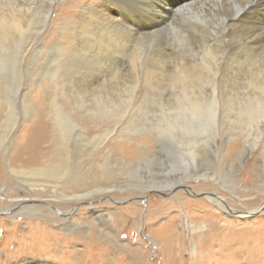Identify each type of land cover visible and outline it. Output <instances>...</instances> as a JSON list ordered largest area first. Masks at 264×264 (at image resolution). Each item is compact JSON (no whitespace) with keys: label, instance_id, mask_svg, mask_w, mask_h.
<instances>
[{"label":"rangeland","instance_id":"1","mask_svg":"<svg viewBox=\"0 0 264 264\" xmlns=\"http://www.w3.org/2000/svg\"><path fill=\"white\" fill-rule=\"evenodd\" d=\"M47 1L44 0L38 9L24 12L23 19L28 24L24 37L27 38L36 32L38 36L26 53L23 64L15 55L17 45L9 43L4 49L0 47V102L3 104L1 108H6L7 112L11 113L12 125L19 124L14 134L6 138L3 145L13 150L19 139H22L26 125L39 113L52 124V103L58 102L77 124L69 129L71 145L84 144L79 134L84 133V128L91 129L93 139L85 146L90 149L104 147L105 154L111 157L112 164L109 167L118 171L116 180L106 183L105 192L93 194L92 200L87 202L80 203L71 195L65 199L67 204L61 206L59 200L52 196L39 193L33 197L37 204L57 209L58 215H62L63 211L76 212L73 220L80 224V232L85 237L83 241L68 245L66 250H75L80 256L84 255L83 264H191V259L194 264H264V124L262 132L255 128L247 129L242 123L234 122L236 120L233 116L237 108L232 110L234 113L226 110L225 117H220L218 125L212 130L214 133H209L208 141L198 143L196 148L201 150V154L204 152L205 157L210 155L209 159L206 162L203 159L201 161V158L193 160L188 152L192 147L187 143L183 145L173 142L168 134H163L166 132L162 129L166 128V121H162L161 105L169 103V99L177 94L179 87L175 86L167 75L165 77L156 74L149 75L152 76L149 88L147 86L141 91L138 87L134 93L135 74L126 71L110 74L100 96L79 91L78 85L85 73V64L73 55L69 38L71 31L63 30L60 22L64 18L63 13L68 10L70 0H53L52 6ZM169 35L172 37L173 33ZM176 49L183 48H163L166 54ZM242 75H235L232 84L228 85L234 92L237 89L236 96L243 94V86L249 84L248 79H264V73H255L250 77ZM142 76L144 77L143 74H138L141 79ZM99 99H102L103 106L104 102H114L105 108L110 116L108 115V122L104 124L95 123L92 114L73 107L71 103L72 100H78L92 106L100 101ZM4 100L10 103L9 106L3 103ZM23 112L26 115L24 121L17 123V117ZM130 115L138 117L128 124ZM120 124L124 127H119ZM158 125L162 126L158 128ZM112 129L116 130L109 133ZM156 132L160 133L161 136L157 135L160 140L165 141L163 146L155 145L157 139L153 135ZM106 133L109 134L105 137ZM99 135L103 136V142L96 139ZM13 138L16 139L15 142H12ZM121 144L133 146L140 155L139 159L126 163L127 166L123 165V155L119 148ZM146 147L148 151H142ZM244 148L250 153L241 156L234 164L233 158H219L220 153L216 152L219 149L234 153L236 149ZM4 162L7 163V160ZM227 164L231 167V164L235 165V170L232 172L233 168L230 170V167H225ZM213 174L218 180L212 178ZM178 181L180 186H177ZM202 182H206L208 187L197 186ZM17 189L16 184L6 181L0 183V264L69 262L70 253L67 252L63 259L56 263L54 258L43 254V246L38 245L33 247L39 253L26 254L30 253V249L26 244H22L20 235L28 230V221L31 219L22 214L10 218V210H6L7 202L13 201V193ZM210 193L224 199L227 208H221L206 199ZM165 200L166 202H163ZM198 200L206 202L208 209L200 207ZM94 211L98 214H94ZM44 213L45 217L39 219L45 224L49 223L51 229L64 228V221L53 220L50 214ZM96 215L100 217L96 219ZM199 215L203 223L197 225ZM192 222L195 225L193 230L190 226ZM168 224L170 228L165 227ZM66 231L71 232L69 229H63V232ZM88 232L92 234L90 237H86ZM12 233H17L16 237L11 236ZM89 245L91 248L88 249ZM13 247L20 249L14 257L9 258ZM86 248L87 254L83 251Z\"/></svg>","mask_w":264,"mask_h":264},{"label":"bare ground","instance_id":"2","mask_svg":"<svg viewBox=\"0 0 264 264\" xmlns=\"http://www.w3.org/2000/svg\"><path fill=\"white\" fill-rule=\"evenodd\" d=\"M43 2L44 0H0V47L4 49L9 43L17 45L15 55L21 64L38 36L36 32L27 38L24 37L28 27L23 19L24 12L40 8ZM47 2L50 6L53 5V0ZM64 13V18L60 21L61 27L63 30L71 31L70 34L67 32V35L70 36L72 53L85 64V73L78 90L91 92L92 96H100L110 74L128 71L135 74L133 89L135 93L138 87L141 91L147 86L149 88L152 76L167 75L179 88L177 94L169 99V103L161 105L162 121H166V128H162L166 133L163 134H168L173 142L183 145L187 143L189 147L191 146L188 152L193 160L201 158V161L206 162L209 159L210 152L207 153L209 156L205 157L204 152L201 154V150L196 148L198 143L208 141L209 133H214L212 130L218 125L219 118L225 117L226 110L231 112L237 108L235 113L232 111L235 123H242L247 129L263 131L264 79L260 81L248 79L249 84L243 86V94L241 96L237 94L238 97L237 89L234 92L228 85L237 74H246L250 77L255 73H264V0H70L68 10ZM169 33H173V36L171 37ZM168 46L183 49L166 54L163 48ZM138 74H143L144 77L141 79ZM100 101L93 103L95 106L85 105L78 100H72L71 103L73 107L92 114L95 123L104 124L108 122L110 116L105 108L114 102H104L103 106V101ZM3 103L7 106L10 104L5 100ZM142 103L143 101L136 108ZM2 106L0 102V183L6 181L18 185L17 191L13 193V201L7 202L6 210H10V218L22 214L25 218L31 219L28 221L30 223L28 230L20 235L22 244H26L30 249V253L26 254L39 253L33 247L38 245L43 246V254L54 258L56 263H59L68 252L70 261L63 264H83L84 255L80 256L75 250H66L68 245L83 241L85 237L80 232V224L73 220L76 212L63 211L62 215H58L57 209L39 205L33 197L39 193L52 196L59 200L61 206L67 204L66 200L71 195L80 203L89 201L94 197L93 194L105 192L106 183L116 180L118 171L109 167L112 164L111 157L105 154L104 147L90 149L85 146L93 139L92 130L89 128H84V133L79 134L84 144L71 145L69 129L77 124L58 102L52 103L54 109L51 115L52 124L39 113L29 125H26L22 139H19L13 150L4 147L5 139L14 134L19 124L15 126L16 124L10 123L12 115L6 108L2 109ZM24 108L25 104L23 110ZM25 116L23 112L17 117L16 122H23ZM136 117L138 116L130 115V122L127 120V123L133 122ZM114 130L116 129L109 133ZM157 132L153 135L157 139L155 145L163 146L165 141L160 140L157 135H161ZM109 133H106L105 137ZM102 137L99 135L96 139L103 142ZM15 140L13 138L12 142ZM119 148L123 155L121 159L123 165L139 159L140 155L133 146L121 144ZM142 151H148L147 147ZM216 152L220 153L219 158H233V164L241 156L250 153L247 148L236 149L234 153L219 149ZM233 164L232 167L229 164L225 167H230V170L233 168L231 170L233 172L235 170ZM214 176L215 174L212 178L218 180ZM178 183L177 186H180L181 183L179 181ZM197 186L208 187L206 182ZM206 199L221 208H227L225 200L213 193L207 195ZM205 203L199 201L198 205L207 210ZM183 205H186L185 201ZM44 212L50 214L53 220L64 221L63 229H69L71 232L51 229L49 223L45 224L40 220L45 217ZM60 216L62 217L59 218ZM96 216V219L100 217ZM201 219L200 215L197 216V225H200ZM190 226L192 230L195 229L193 222ZM165 227L170 228V224ZM12 235L16 237L17 233ZM90 235L92 234L88 232L86 237ZM19 249L13 247L9 258L14 257ZM88 249L83 250L85 254L88 253ZM190 263L194 264V260L191 259Z\"/></svg>","mask_w":264,"mask_h":264}]
</instances>
